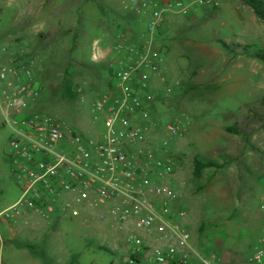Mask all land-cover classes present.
<instances>
[{
  "label": "rangeland",
  "instance_id": "rangeland-1",
  "mask_svg": "<svg viewBox=\"0 0 264 264\" xmlns=\"http://www.w3.org/2000/svg\"><path fill=\"white\" fill-rule=\"evenodd\" d=\"M125 1L0 0L1 61L31 69L41 91L39 107L85 136L104 131L103 115L95 118L92 109L98 94L111 88L110 72L95 64L113 61L120 31H131L137 43L149 38L147 15L125 10ZM166 16L154 43L170 79L180 82L171 95L157 98L153 117L162 129L179 120L182 135L168 137L167 150L175 173L182 168L187 177L179 187L169 177L164 182L186 194L201 224V230L198 224L190 230L207 239L198 250L246 264L264 235V59L253 55L264 50V19L244 0H219L187 15L173 10ZM96 41L106 57L101 62L93 60ZM66 76L78 93L74 100L61 96ZM182 113L191 118L186 127ZM232 127L237 131L228 130ZM9 135L0 107V210L21 195ZM164 138V132L153 131L155 142ZM197 154L221 166L194 178L191 157ZM218 233L226 235L223 245L213 241ZM125 234L96 219L85 221L83 213L33 227L22 219L12 225L0 220V264H134Z\"/></svg>",
  "mask_w": 264,
  "mask_h": 264
},
{
  "label": "built area",
  "instance_id": "built-area-1",
  "mask_svg": "<svg viewBox=\"0 0 264 264\" xmlns=\"http://www.w3.org/2000/svg\"><path fill=\"white\" fill-rule=\"evenodd\" d=\"M219 0H127L125 10L147 15L149 38L135 42L120 31L108 62L111 88L98 94L95 118L103 115L104 131L85 136L62 124L38 105L41 91L31 69L0 59V107L10 130L13 171L21 195L0 210L9 225L22 219L26 227L53 224L64 216L96 219L126 231L125 241L141 264H222L215 253L202 254L185 222L188 209L181 193L164 182L175 173L168 137L180 135L179 120L161 124L153 117L159 97L171 95L178 79H170L165 57L154 43L168 12L187 15L196 6ZM93 60L101 62L97 41ZM114 63H123L120 67ZM153 131L164 132L161 142ZM264 214V197L262 201ZM246 264H264V235Z\"/></svg>",
  "mask_w": 264,
  "mask_h": 264
},
{
  "label": "trees",
  "instance_id": "trees-1",
  "mask_svg": "<svg viewBox=\"0 0 264 264\" xmlns=\"http://www.w3.org/2000/svg\"><path fill=\"white\" fill-rule=\"evenodd\" d=\"M247 4H249L254 11L264 19V1L263 0H244ZM130 17H132L130 14H128ZM128 18V16H127ZM131 19V18H130ZM82 24H79V27L76 28L77 31H80L82 29ZM222 44L226 48H230L229 44L226 41H221ZM241 51L248 52V46H241ZM231 49V48H230ZM233 50V49H232ZM254 56L264 59V50L258 49L256 52L253 53ZM95 63V62H94ZM96 66L102 67L105 70L109 71L111 73V69L108 67V65H105L104 63L95 64ZM60 93L62 98L66 100H74L77 98L78 93L76 90L72 87V81L69 77H65L62 81ZM229 131L236 132L237 128L232 127L228 129ZM194 167H193V176L194 178H200L202 177L204 171L208 167H219L221 166L220 163L205 157L204 155L197 154L194 156ZM131 258L133 260L134 264H141V257L136 254H131Z\"/></svg>",
  "mask_w": 264,
  "mask_h": 264
},
{
  "label": "crops",
  "instance_id": "crops-1",
  "mask_svg": "<svg viewBox=\"0 0 264 264\" xmlns=\"http://www.w3.org/2000/svg\"><path fill=\"white\" fill-rule=\"evenodd\" d=\"M183 117L182 120L184 121V124L182 126L186 127L189 123H190V116L186 113H182ZM184 132V130H183ZM182 135V133L180 134ZM194 157H191V162H192V166H191V172H193V167H194V163H193ZM185 169H187L189 167V158L186 157L185 159ZM187 177V171L186 170H179L176 173H174L173 176L169 177V181L173 184V186L175 187H179L181 186V184L184 182V179ZM179 204L182 206H185L188 209V216L185 220V222L188 224L189 227H191L193 224H198V230H201V224L199 223V221L196 218V215L194 213V211L192 210V208L190 209V207H188V200L186 198V194L183 192V194H181V198L179 201ZM192 242L196 247H199L201 244L204 245L203 243L205 242V240L207 239H202V237L200 235H196L192 230ZM226 238V235H224V233H218L217 238H214L213 241L218 242L217 244L223 245L224 240ZM211 253H215L216 256L218 257L219 261L222 264H231V260H230V256H223L222 253H219L215 250H213ZM229 254H232V250H229Z\"/></svg>",
  "mask_w": 264,
  "mask_h": 264
}]
</instances>
